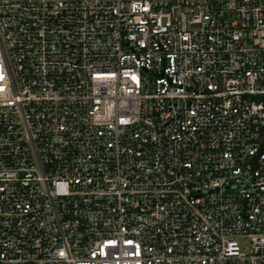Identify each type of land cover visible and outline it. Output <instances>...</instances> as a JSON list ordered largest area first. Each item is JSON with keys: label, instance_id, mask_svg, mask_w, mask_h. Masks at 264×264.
<instances>
[{"label": "built area", "instance_id": "obj_1", "mask_svg": "<svg viewBox=\"0 0 264 264\" xmlns=\"http://www.w3.org/2000/svg\"><path fill=\"white\" fill-rule=\"evenodd\" d=\"M0 264H264V0H0Z\"/></svg>", "mask_w": 264, "mask_h": 264}, {"label": "snow or ice", "instance_id": "obj_2", "mask_svg": "<svg viewBox=\"0 0 264 264\" xmlns=\"http://www.w3.org/2000/svg\"><path fill=\"white\" fill-rule=\"evenodd\" d=\"M129 243H131V241H129Z\"/></svg>", "mask_w": 264, "mask_h": 264}]
</instances>
